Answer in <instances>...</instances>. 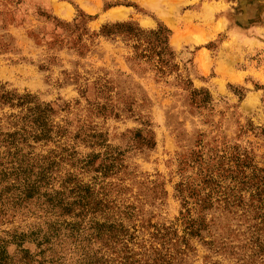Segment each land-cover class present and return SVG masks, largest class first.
Wrapping results in <instances>:
<instances>
[{
	"label": "rangeland",
	"instance_id": "1",
	"mask_svg": "<svg viewBox=\"0 0 264 264\" xmlns=\"http://www.w3.org/2000/svg\"><path fill=\"white\" fill-rule=\"evenodd\" d=\"M21 160L76 204H17L0 176V264H39L25 235L51 220L79 227L55 264H121L124 246L135 264H264V0H0V164ZM183 197L211 203L187 244Z\"/></svg>",
	"mask_w": 264,
	"mask_h": 264
},
{
	"label": "trees",
	"instance_id": "2",
	"mask_svg": "<svg viewBox=\"0 0 264 264\" xmlns=\"http://www.w3.org/2000/svg\"><path fill=\"white\" fill-rule=\"evenodd\" d=\"M121 27H126L125 25H119L117 28ZM130 27V26H127ZM110 29L109 27L106 26L102 30V32L105 35H110ZM1 99L5 103H10L14 104L16 101L17 106H25L33 103H37L36 99L34 97H31L29 95L26 96H20V95H14L11 94L10 92L6 91L1 94ZM35 103V104H36ZM45 128H42V131L40 132L42 136H34V139L38 138H43L47 134ZM17 138L14 137V142L10 141L9 142V148L10 150L14 147L16 144ZM9 150V153H10ZM24 160H21L20 164L18 166H15L12 162H9V166L6 168H3V164H0L2 169L0 170V176H1V181L6 180L8 186H6V192L13 191L14 193L12 194V200L13 202L17 204H22L23 202L26 201H32L34 198L37 200L42 199V204L44 206L45 212L44 213H49V212H54V214L58 213V217L62 218L63 216H68L70 215L73 206L76 204L75 201L70 202L68 198L65 199L64 196H62V193L59 191L56 192H49V190L45 189L42 191V185L44 180L46 179V170L43 168L36 172V174H33L32 169L28 168H23L25 165ZM8 169H10L8 171ZM34 176V178H33ZM182 191V190H180ZM82 199V198H81ZM80 199V201H81ZM200 208V210L197 211V209L190 207V202L186 200V197H183V208L184 212H181L180 215L181 217L178 219V221L181 222V225L184 227V236L182 239L187 244L188 240L190 238L197 236H200L201 232L203 231L205 227V211L211 207V203H206V202H196ZM83 207V206H82ZM47 227L46 230L44 231L43 229L39 228L35 231H30L29 234H26L25 236H29L33 238V241H36V244L38 246L39 252L38 255L40 257V260H37L39 264H55L56 262H59L61 258L57 257V253L55 251V245L56 242L60 244V236L61 232L63 229V226L65 230H68L65 232V236L68 238H71L73 243L76 242L77 239V234L79 232V227L78 223H75L73 221H68V220H51L46 223ZM103 225L99 226L97 225L94 229L97 230V233L94 234V236L98 239L101 240L103 239L104 235L110 234L109 231L106 232H101L103 230L102 228ZM166 233L161 232H156L155 238H158L159 240L162 241V245H166V241H170V239H166L168 237L169 232H171V228H165ZM109 230V229H108ZM103 234V236H102ZM176 235V231H175ZM24 234H21L22 240L25 237ZM67 238V239H68ZM111 239H115L114 243H122V238L115 236H112ZM78 241V239H77ZM77 243V242H76ZM124 250H122L120 253L124 254V256H121L123 259L120 263L121 264H126L130 261L131 263H140L142 258L141 256L137 255H131V252L128 250L129 248L127 246H124ZM78 250V263L77 264H111V262L115 261L116 259L113 257L110 260L106 259L105 261H100L95 259L94 257L91 256L89 253H83L79 252ZM114 254L117 252L114 251ZM157 254V251L156 253ZM102 258H104V255L102 254ZM25 261H28L25 259Z\"/></svg>",
	"mask_w": 264,
	"mask_h": 264
}]
</instances>
